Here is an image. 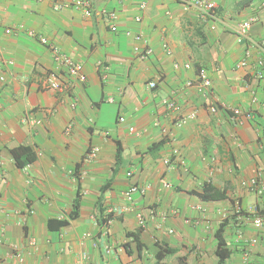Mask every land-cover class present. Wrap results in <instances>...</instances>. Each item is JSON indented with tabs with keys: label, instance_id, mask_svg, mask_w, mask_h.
<instances>
[{
	"label": "crops",
	"instance_id": "obj_1",
	"mask_svg": "<svg viewBox=\"0 0 264 264\" xmlns=\"http://www.w3.org/2000/svg\"><path fill=\"white\" fill-rule=\"evenodd\" d=\"M75 1L0 0L1 263L217 264L226 223L228 264H264V229L252 223L264 216V193L245 186L257 170L264 184V81L254 76L263 0H207L214 21L178 0H88L91 16ZM253 16L262 47L238 67L245 46L234 30ZM60 57L83 65L86 80L63 70L66 90L55 92L46 80ZM202 70L212 81L205 94L186 86ZM236 109L254 120L234 126ZM20 146L36 155L24 168L11 154ZM133 186L144 193L129 202ZM101 203L113 215L107 227ZM160 246L176 253L159 262Z\"/></svg>",
	"mask_w": 264,
	"mask_h": 264
},
{
	"label": "built area",
	"instance_id": "obj_2",
	"mask_svg": "<svg viewBox=\"0 0 264 264\" xmlns=\"http://www.w3.org/2000/svg\"><path fill=\"white\" fill-rule=\"evenodd\" d=\"M35 1H43V0H35ZM178 1L184 3L186 6L195 7L197 9H199L200 13H201V17L205 21H212V20L214 21L216 19V12H215L216 5H215V3H212V2L207 1V0H178ZM73 5H74V7L82 10L86 16L92 15V11H91L92 9H91L90 1H88V0H77L73 3ZM70 6L71 5L58 4L56 6V9L59 10L61 8H65V7L67 8ZM263 6H264V0H263ZM141 7H142V9H144L146 7V5L144 4ZM114 17H115L114 15H110L109 19L112 20V19H114ZM257 21H258V19L256 17H254V16L250 17L247 20H244L241 24H239L234 30L238 42L245 46L244 59L238 63V65H237L238 67L248 66L249 61L252 57V50L259 48L261 46L260 43L255 41L250 35L252 27ZM212 29H215V25L212 26ZM16 30H18V29H16ZM111 30L113 32H116L117 28L115 26H111ZM8 32L12 33V30L10 29ZM128 34H130V33H128ZM138 39H140V37H138ZM41 41L43 43L47 42L45 39H42ZM141 53H142L141 58L143 60H146L151 56L152 50L149 48V49H146L145 51H143ZM141 53H139V54H141ZM255 64H256V68H257V69H255V73H254L255 78L257 80L264 81V55L261 58H259L255 62ZM63 70L65 72H67L68 75L72 78H79L81 81L86 80V77L84 75L83 65L74 62L72 59H70L68 57L67 58L66 57H63V58L60 57L56 60L55 70L49 74V76L46 80V87L49 90H52L55 92H64L66 90V83L61 77ZM1 79L3 80V78H1ZM186 86L187 87L195 86L200 93L205 94L211 89L212 81L210 80L207 72L205 70H202L199 74V81L196 83L188 82L186 84ZM149 87L151 89H154L156 87V83L151 82L149 84ZM256 100H257V98L253 96V102H257ZM165 104L167 105V108L172 113L177 114L180 110L177 102H175L174 100L165 101ZM211 110L213 113L217 112V109L215 107H213ZM233 113L235 114L233 122H234V126H236V127H239L240 125H242L244 121H253L254 117H255L251 111H242L240 109H236L235 111H233ZM263 116H264V109H263ZM189 119H190L189 117L179 118L175 124L178 127L184 126L185 124H187ZM120 121L123 122L124 119L122 118V119H120ZM131 131H134V129H131ZM98 153H99V149L94 148L93 150H91L88 153L87 160L93 161L98 156ZM166 163H169V161L167 160ZM245 186L247 187V189L249 191H251L255 194H258V195L263 194L264 193V184L262 182L261 170L255 171L254 175L250 178V180L247 183H245ZM137 193H144V190H140V188L136 187V186L131 187L128 190V192L126 193L127 200L129 202H132L133 197ZM129 209L130 208L127 207V208H124L123 210L127 211ZM252 223H253V226L256 230L260 231V230L264 229V216L255 214ZM140 224L143 226L145 225V221L142 217H140ZM238 239L240 242L248 244V247L249 246L253 247L259 243V240L257 238L243 240V238L240 234L238 235ZM263 244H264V241H263ZM82 258L83 259L86 258V255L83 254ZM0 264H2L1 261H0Z\"/></svg>",
	"mask_w": 264,
	"mask_h": 264
},
{
	"label": "trees",
	"instance_id": "obj_3",
	"mask_svg": "<svg viewBox=\"0 0 264 264\" xmlns=\"http://www.w3.org/2000/svg\"><path fill=\"white\" fill-rule=\"evenodd\" d=\"M120 150V149H119ZM11 154L13 156V159L19 168H24L25 166L31 164L35 161L36 155L34 151L27 146H20L18 148L12 149ZM119 156V155H117ZM217 196L214 194H208L205 195L203 198L205 200L208 199H215ZM219 198H222L220 195H218ZM76 202L74 203L75 207H77ZM98 222L102 227H107L109 222L111 221L113 215L112 214H105V209L102 205V203L98 207ZM77 217V209L72 212L71 218ZM226 223H222L221 227L216 232V238L218 241L217 249L215 251V255L217 257V264H228V260L231 257V251L227 246V242L224 238V226ZM60 226H66L67 221H61L59 222ZM176 251L173 249H167L166 247L160 246L159 247V253L157 254L158 261H162L165 257L175 254Z\"/></svg>",
	"mask_w": 264,
	"mask_h": 264
},
{
	"label": "rangeland",
	"instance_id": "obj_4",
	"mask_svg": "<svg viewBox=\"0 0 264 264\" xmlns=\"http://www.w3.org/2000/svg\"><path fill=\"white\" fill-rule=\"evenodd\" d=\"M170 111V110H169Z\"/></svg>",
	"mask_w": 264,
	"mask_h": 264
}]
</instances>
